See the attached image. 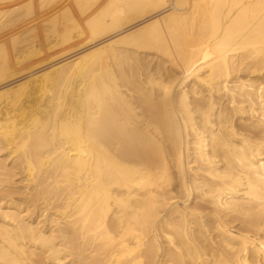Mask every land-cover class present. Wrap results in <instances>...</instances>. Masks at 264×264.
Segmentation results:
<instances>
[{"label":"bare ground","instance_id":"obj_1","mask_svg":"<svg viewBox=\"0 0 264 264\" xmlns=\"http://www.w3.org/2000/svg\"><path fill=\"white\" fill-rule=\"evenodd\" d=\"M56 1L0 0L68 26L0 55V264H264V0Z\"/></svg>","mask_w":264,"mask_h":264},{"label":"rangeland","instance_id":"obj_2","mask_svg":"<svg viewBox=\"0 0 264 264\" xmlns=\"http://www.w3.org/2000/svg\"><path fill=\"white\" fill-rule=\"evenodd\" d=\"M56 1V0H55ZM59 1V2H58ZM72 1V0H71ZM70 0H67V2H69L70 4L72 3ZM60 3L61 2V0H57L56 1V4L58 5V3ZM173 2V1H172ZM64 4V3H63ZM61 6H63L62 4H60L59 5V7H61ZM72 6V5H71ZM183 6V7H182ZM181 6V9L180 10H178V12H180V13H183L185 10H186V8H185V6H186V2H184V4ZM22 7V6H21ZM58 7V9L60 10V8ZM15 9V10H14ZM57 9V11L55 12L56 14H60L61 13V10H60V12H58L59 10ZM74 9V7H72V9H71V13L73 14V16L75 15V17H76V19H77V17L79 16V18L81 19L82 18V15H81V17H80V15H78L79 14V12H77L75 9ZM184 10V11H183ZM29 11V12H28ZM27 11V6H23L22 8H20V7H18L17 9L16 8H13V10H11V11H9V13H8V15H7V17H8V21H10V23H12L11 24V29H12V27H13V24L15 23L16 24V28H14V30L11 32V29H9V34H8V36L6 35V37H7V39H6V37H4L5 39H3L2 38V40L0 41V48L2 47V45H3V47L1 48V50H0V55H1V53H2V55H3V52H4V54L6 53V55H12L14 52L17 54L18 53V51L20 50V48H21V50H20V54L21 53H23V55H24V53H26V51H28L27 49H29L30 48V46L32 45V44H36V45H38V43L39 44H45V45H47L46 47H50V45L49 44H51L52 46H54V49H55V51H58V49L61 47V45L59 44V43H57V40H59L60 41V37H59V34L60 33H62L63 32V27H64V29L65 28H68V26H67V24L65 25L64 24V26L62 27V24H61V28H60V30L59 29H57L58 30V34L57 33H55L54 31L52 32V31H50V30H53V28H51V27H49V26H47V25H49V24H47L45 21H43L44 20V18L46 17H48V14H50V13H47V14H45V12L44 11H42L41 13H40V11H39V13H37V15L39 14V16H38V19H39V17H41V20L39 21L38 19H37V15H36V12H37V10L36 9H29ZM34 13H33V12ZM12 12V13H11ZM26 12V13H25ZM58 12V13H57ZM28 13V14H27ZM43 14V15H42ZM32 15V16H31ZM34 15V16H33ZM149 15V14H148ZM162 15V14H161ZM163 15H165V13H163ZM145 16V15H144ZM44 17V18H43ZM143 16H137V15H133L132 16V19L129 21V23H128V25H130V24H133V23H136V22H138L141 18H142ZM19 18V19H18ZM34 19V18H36V20L35 21H31V19ZM78 18V19H79ZM157 18V17H156ZM15 19H17V20H15ZM154 19V18H153ZM152 19V20H153ZM14 20V22H12ZM30 20V21H29ZM150 21V20H149ZM148 21V22H149ZM44 23V24H47L46 25V27L45 26H43L44 24H42V23ZM79 21H77V24L74 26V25H71V27H73L74 26V28H72V30H71V33H70V37L72 38V36H74L75 35V37H76V34H78V33H81L80 31H78L79 29H76V28H78L79 26H80V24H81V20H80V22L78 23ZM147 22V23H148ZM18 23V24H17ZM36 23V24H35ZM84 23V21L82 22V24ZM143 23V24H142ZM142 23H140V24H137L135 27L136 28H133V30H129V31H127L126 33H128V32H130V31H136V30H138V28L139 29H141L140 27H142L144 24H146V22L144 23V22H142ZM21 24V25H20ZM81 24V26H83V27H86V29H87V26H84V25H82ZM85 24V23H84ZM35 25V26H34ZM70 25V24H69ZM77 25H79V26H77ZM86 25V24H85ZM138 25H140L139 27H137ZM28 26V27H27ZM38 26V27H37ZM58 26V27H59ZM65 26H67V27H65ZM79 27L80 28V30H82L83 32L79 35H77V36H80V37H76L77 39L79 38H83V37H85L86 35H87V32L89 33V30L87 29V30H85V29H83V27ZM125 25H123V27H124ZM48 27V28H47ZM76 27V28H75ZM18 28V29H17ZM30 28V29H29ZM36 28V29H35ZM50 28V29H49ZM62 30V32H59V31H61ZM66 30V29H65ZM64 30V31H65ZM85 30V31H84ZM15 32V33H14ZM31 34H30V33ZM74 32V33H73ZM85 32H86V34H85ZM7 32L5 31V34H6ZM23 33V34H22ZM54 33H55V35H54ZM125 33V34H126ZM82 34H84L83 35V37H82ZM13 35V36H12ZM19 37L18 39H15V38H17V36ZM29 36V37H28ZM47 36V37H46ZM11 37V38H10ZM31 37H32V39H31ZM75 37H73L72 39H74V40H77V39H75ZM22 38V39H21ZM55 38L57 39L56 41H55ZM13 39V40H12ZM19 39H21V40H19ZM54 39V40H53ZM8 40V41H7ZM17 40V41H16ZM21 41V42H19V41ZM23 40V41H22ZM26 40V41H25ZM30 40V41H29ZM35 40V41H34ZM47 40H48V42H50V43H48L47 42ZM12 41V42H11ZM14 41H16V43L18 42L19 43V45L17 46V44L16 43H13ZM1 42H3L4 44H5V46H4V44L3 43H1ZM9 42V43H8ZM24 42H26V43H24ZM28 42H29V44H28ZM55 42V43H54ZM10 43H11V45H10ZM48 43V44H47ZM12 44H16L14 47H18V48H14V47H12L13 45ZM21 44V45H20ZM28 44V45H27ZM54 44V45H53ZM57 44V45H56ZM24 45V46H23ZM120 45H122V44H120V43H117V44H115V47H119ZM10 46V47H9ZM20 46H22V47H20ZM28 46H29V48H28ZM58 46H59V48H58ZM11 47H12V49H11ZM8 48H10L11 49V51H10V49L8 50ZM57 48V49H56ZM95 48H97V46L95 47ZM95 48H93V49H95ZM3 49V50H2ZM6 49V50H5ZM14 49V50H13ZM18 49V50H17ZM24 49H25V52H24ZM16 50V51H15ZM30 50V49H29ZM92 50V49H91ZM13 51V52H12ZM89 51H90V49H89ZM9 52H10V54H9ZM85 52H88V50L87 51H85ZM85 52H83L82 54H85ZM144 52V51H143ZM143 52H140V54H142ZM151 53H154V52H152L151 51ZM14 55V54H13ZM19 55V54H18ZM45 65H47V64H44V65H42V66H40V68L41 67H43V66H45ZM36 69V68H35ZM33 71V70H32ZM31 77V76H30ZM33 77V76H32ZM28 79V77L26 78H23L22 80L23 81H25V80H27ZM21 80V79H20ZM17 81V83L15 82V83H12V84H10L9 86H11V87H15V85H17V84H19V82L21 83V82H23V81ZM9 86H5V89H4V87L2 88V90H6V88L8 89V88H11V87H9ZM9 152L8 151H6V150H0V157L3 159L4 157L6 158V164L8 165V167H9V165H11V163H10V161H11V157H9V158H7L8 157V155H6V154H8ZM20 170H18V169H16V171L14 170V174H15V176L13 177V180H14V182H17L18 183V181H20V180H22V178H23V176L25 177V175L22 173L21 174V172H19ZM20 173V174H19ZM21 178V179H20ZM18 185H20V186H25V184H24V182L22 183V185L19 183ZM19 191H17L16 192V194H15V196L13 195V198H18L19 196V198H26V190L24 189V191L23 190H21V188H19L18 189ZM20 191H21V193H20ZM43 199H40V201L38 200L37 202H28L27 204H25V206H26V208L27 209H29V211L30 212H28L29 214H31L30 216H31V218L34 220V223L35 222H37V220L36 219H38L39 217V219L38 220H43L45 217H44V215L47 217L49 214H51V212H48V214L46 213V214H44V215H41L40 216V210H38L36 207H37V205L38 204H40V202L42 201ZM57 203V201H55V200H53L51 203H50V206L51 207H56V205H58V204H56ZM181 206H182V204H181ZM33 212V213H32ZM34 214V215H33ZM64 263H66V262H64Z\"/></svg>","mask_w":264,"mask_h":264}]
</instances>
